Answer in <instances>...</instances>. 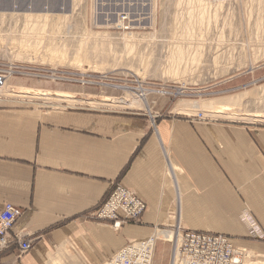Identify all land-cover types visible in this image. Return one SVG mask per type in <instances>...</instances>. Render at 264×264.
<instances>
[{"label":"crops","instance_id":"0c3cea01","mask_svg":"<svg viewBox=\"0 0 264 264\" xmlns=\"http://www.w3.org/2000/svg\"><path fill=\"white\" fill-rule=\"evenodd\" d=\"M155 118L0 105V213L20 209L12 233L32 243L0 249V264H103L176 227L264 254V127ZM118 184L147 211L115 230L95 213Z\"/></svg>","mask_w":264,"mask_h":264},{"label":"rangeland","instance_id":"374dc122","mask_svg":"<svg viewBox=\"0 0 264 264\" xmlns=\"http://www.w3.org/2000/svg\"><path fill=\"white\" fill-rule=\"evenodd\" d=\"M0 12V70L17 72L10 84L55 95L12 93L0 105L264 127V0H0ZM142 91L151 112L108 101ZM231 99L236 106L215 110L227 117L174 111L181 101ZM245 248L247 262L264 264Z\"/></svg>","mask_w":264,"mask_h":264},{"label":"built area","instance_id":"2783aa9c","mask_svg":"<svg viewBox=\"0 0 264 264\" xmlns=\"http://www.w3.org/2000/svg\"><path fill=\"white\" fill-rule=\"evenodd\" d=\"M15 73L13 70H0V88L5 87ZM146 211L147 204L142 198L118 184L95 213V217L109 223L115 230H120L126 223H139ZM22 214L20 209L11 204L6 205L0 213V249L17 243L23 254L32 248L28 236L12 233L15 222ZM176 228L172 264H242L247 256V248L237 246L231 237ZM130 245L123 247L103 264H153L155 250L150 242L144 241L138 250L130 248Z\"/></svg>","mask_w":264,"mask_h":264},{"label":"bare ground","instance_id":"6f19581e","mask_svg":"<svg viewBox=\"0 0 264 264\" xmlns=\"http://www.w3.org/2000/svg\"><path fill=\"white\" fill-rule=\"evenodd\" d=\"M202 1V0H201ZM204 1V0H203ZM210 1V0H209ZM213 1V0H212ZM216 1V0H215ZM221 3H234V1H229V2H224L222 0H219ZM237 1V0H236ZM190 2V1H189ZM208 2V1H207ZM191 3V2H190ZM222 6V5H221ZM208 7V6H207ZM33 10V9H32ZM31 10V11H32ZM39 10V9H38ZM42 10V9H41ZM64 10V9H63ZM35 11V10H34ZM34 11L32 12H26L23 13V15H25L27 18H32L34 16L37 17H45L46 19L48 18V16H50V12L49 10L47 12H45L46 10L43 11H38L37 13H35ZM62 11V10H61ZM1 13V12H0ZM3 13V12H2ZM57 13V12H56ZM68 11L64 10L62 13H58V14H67ZM13 14H20V13H13ZM53 16V15H52ZM32 20V19H31ZM261 21V20H260ZM122 22V21H121ZM260 24V23H259ZM262 24V23H261ZM260 24V25H261ZM258 26V25H257ZM260 29V28H259ZM50 45V44H49ZM10 81L7 82L6 86L3 88H0V96H14L15 94L12 93H18L20 95H41V96H48V95H53L51 93H53L50 90H38L35 89L33 87H28V86H23V85H17V84H10ZM14 89H19V91L17 90V92L14 91ZM62 92L59 91L57 92V96H61ZM138 93V92H137ZM148 91H142L140 94L136 95V96H130V99L127 97L128 101H120V100H116V99H111L109 98L108 101L110 100V102L112 101L113 103L119 104V105H126L129 106L130 108H135V109H147V111L151 112V108L150 105L148 104ZM55 96V95H53ZM69 97V96H68ZM48 98V97H47ZM54 98V97H53ZM116 98V97H114ZM125 99V98H124ZM232 102L228 103V104H222L221 102H219L218 100H210V101H181L177 104V106L174 108V111H176L179 114H190V113H195L196 111H201L204 109H208L210 112L208 114H212L214 117H227L226 115L224 116L223 113H221L223 116L218 115L215 110L218 109H223L226 110L228 109L227 107H233L237 105V102L232 100ZM112 103V104H113ZM110 104V103H109ZM216 104H221L222 106H224L223 108H219L216 107ZM58 108V107H57ZM228 111V110H227ZM220 112V111H219ZM223 112V111H222ZM220 114V113H219ZM211 116V115H210ZM231 116V115H229ZM235 116V115H234ZM153 117L155 118V116L153 115ZM154 123V122H153ZM126 188V187H124ZM128 189V188H126ZM130 190V189H128ZM131 191V190H130ZM133 192V191H132ZM146 203V202H145ZM144 215V214H143ZM142 215V216H143ZM114 229V228H113ZM175 230H157V232L154 234V236H150L146 239H138V240H133L130 241L128 243L131 244L130 248L138 250L141 248L142 243L145 242H150V245L154 248V250L156 249V246L159 245V243L162 244V246L160 247V252L157 253V259L155 260V262H153V264H168V257H167V249H165V247L167 246V244L171 245L173 250H172V257L175 254V244H174V238L175 234H174ZM153 237V238H151ZM147 240V241H146ZM127 246V245H126ZM165 246V247H164ZM119 252V251H118ZM249 252V251H248ZM155 253V252H154ZM247 254H250L247 253ZM247 256L245 257L244 261L242 262V264H248L249 262H247L246 260ZM172 259V258H171ZM172 264V260H170V263ZM250 264V263H249Z\"/></svg>","mask_w":264,"mask_h":264}]
</instances>
